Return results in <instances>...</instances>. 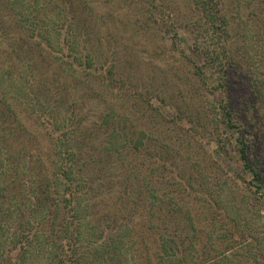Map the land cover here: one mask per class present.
Wrapping results in <instances>:
<instances>
[{"label":"trees","instance_id":"trees-1","mask_svg":"<svg viewBox=\"0 0 264 264\" xmlns=\"http://www.w3.org/2000/svg\"><path fill=\"white\" fill-rule=\"evenodd\" d=\"M227 1L192 0L197 16L189 26L194 33L195 51L203 58L201 65L194 64V73L205 77L210 72L216 78L213 92L217 91L218 101L212 111L206 112V123L216 131L219 154L236 157L240 167L232 177L224 173L217 190L213 184L204 188L208 195L201 197L211 208L212 219L206 240L199 237L195 225L188 227L190 233L173 227L168 234L170 221L169 225L155 223L154 207L162 210L156 218L163 221L165 201L148 183L145 184L153 200L148 227L154 229L151 232L156 241L161 235L156 259L148 256V245L136 248L125 216L112 222L109 209L97 210L92 193L95 182L83 168V162H92L96 153L90 155L89 161L73 144L71 136L79 128L74 111H61L55 96L42 95L41 88L35 87L36 79L28 72L30 68L24 79H16L15 85L19 86L14 94L0 85V264H264V0H236L232 14L239 15L237 21L236 16L235 20L230 17ZM9 3L19 25L28 30L18 42L32 48L34 45L41 53L48 51L51 64L70 75L94 76L108 84L113 69L97 64L94 53L84 43L86 31L72 35L74 25L72 21L67 23V12L60 10L59 25H47L40 22L42 9H30L23 0ZM3 29L0 20V40ZM249 41L251 49L241 52L239 44L247 48ZM238 67L250 81L252 94L243 102L248 105L247 111L239 105L241 96L235 103L231 93V76ZM0 68H4L1 62ZM21 90L23 95L19 97ZM13 102L23 103L29 116L44 124L52 138L49 149L34 152L14 143L18 129L11 122L17 115ZM181 118L178 115L170 123L174 125ZM120 135L123 142L116 138ZM127 138L122 129H113L105 151H121ZM134 148L141 149L140 145ZM190 180L191 176L180 180L187 181L185 189L192 187ZM197 184L207 183L201 178ZM168 203L175 211V201ZM90 208L94 211L90 212ZM174 225L179 223L171 224Z\"/></svg>","mask_w":264,"mask_h":264},{"label":"rangeland","instance_id":"rangeland-1","mask_svg":"<svg viewBox=\"0 0 264 264\" xmlns=\"http://www.w3.org/2000/svg\"><path fill=\"white\" fill-rule=\"evenodd\" d=\"M9 1L0 0L4 27L0 40V62L4 68H0V75L5 74L0 85L14 94L19 86L15 85L16 79H24L31 68L28 72L36 79L35 87L41 88V94L55 96L61 111H74L79 128L71 141L88 159L96 153V158L88 162L80 151L81 161L86 163L83 168L95 182L92 193L96 209H109L112 222L125 216L136 248L148 245V256L156 259L161 235L156 241L151 232L154 229L148 227L153 205L145 184L148 183L165 201L162 207L166 217L158 220L162 210L154 207L155 223L169 225L170 221L168 234L173 227L190 233L188 227L195 225L199 237L205 239L212 219L211 208L201 197L208 195L204 188L213 184L217 190L221 176L226 173L232 177L240 167L236 157L219 154L216 131L206 123V112L212 111V105L218 101L217 91L213 92L216 78L210 72L205 77L194 73V64L201 65L203 58L195 51L194 33L189 28L197 16L192 0H38V5L35 0H23L30 9H42L40 22L59 25L61 10L69 15L67 23L73 22L72 35L86 31L84 43L94 53L97 64L113 69L107 85L94 76L70 75L64 68L51 64L48 51L41 53L34 45L32 48L18 42V38L27 36L28 30L19 25ZM235 1L226 3L230 17L235 20L236 16L237 21L239 15L232 14ZM239 45L241 52L251 49L250 41L247 48ZM238 68L231 76V93L235 103L241 96L239 105L247 111L248 105L243 102L252 94L250 81ZM22 95L21 90L18 96ZM14 107L17 115L11 122L21 134L14 135V143L34 152L49 149L52 138L44 124L29 116L23 103ZM178 115L182 118L174 125L170 123ZM119 128L128 134L125 147L106 152L104 146L111 131ZM116 138L124 141L121 135ZM135 145L141 149H135ZM132 165L139 171L135 172ZM189 176L192 187L185 189L187 181L180 180ZM201 178L206 185L197 184ZM171 200L175 201V211L168 203ZM172 223L179 226H171Z\"/></svg>","mask_w":264,"mask_h":264}]
</instances>
